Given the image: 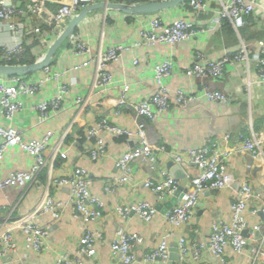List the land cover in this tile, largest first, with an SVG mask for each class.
<instances>
[{
	"label": "built area",
	"instance_id": "1",
	"mask_svg": "<svg viewBox=\"0 0 264 264\" xmlns=\"http://www.w3.org/2000/svg\"><path fill=\"white\" fill-rule=\"evenodd\" d=\"M110 2L111 0H104ZM124 1V0H122ZM146 0H125L134 3ZM221 7L210 19L209 27L215 28L230 21L239 32L246 25L247 16L251 15L260 5V0H218ZM97 0H57L58 6L53 14L48 13L47 0H0V24L9 35V40L0 43V64L21 65L30 49L26 44L27 34L37 41V50H31L30 54L39 56L43 49L49 48L55 42L57 28L67 26L81 7L95 4ZM194 11H205L209 8L208 0H189ZM48 28L49 32L45 31ZM204 28L194 25V21L185 17H177L171 21H165L162 16L150 18L139 29V39L131 45L125 43L112 44L100 47L93 52L91 44L78 35L70 38L69 44L74 53L86 55V58L73 66L78 69L95 63L93 80L86 96L77 94L75 102L79 108L71 120L69 126L61 132L59 138L53 142L55 131L46 130L41 136L26 137L24 131L14 125L18 113L24 107V97L35 95L42 86L51 80H59L56 92L43 97L33 104L39 114V122L49 120L58 114L63 106V99L72 89L71 86L60 81L62 73L44 67L45 73L41 75L37 70L30 73L2 74L0 73V114L5 123H0V162L4 159L10 148H19L33 156V162L29 169H13L6 176L0 174V189L20 186L30 188L39 181L41 174L47 171V182L41 198L30 209L15 212V206L8 208L6 214L0 215V259L11 257L17 251L16 234L24 236L26 246L43 251L47 247L50 238L49 226L40 222L41 215L52 212L55 220L61 217L66 207L74 218L82 223V234L76 239L77 249L72 253L68 250H60L55 256V264H84L86 259H94L98 254V246L104 239L102 219L104 216L103 202L101 198L91 190L92 180L87 168L74 165L70 170L55 173L57 162L60 158L67 157L64 145L70 130L82 111L90 103L93 94L104 92L110 88L115 80L109 69L112 62L119 61L122 53L129 48L138 46H150L153 44L175 45L190 37H194ZM30 32V34H29ZM253 55H250V51ZM254 59V61H253ZM42 60V59H40ZM39 61V60H35ZM253 61V63H252ZM138 59L134 60V64ZM239 66L246 64L248 77L245 83L247 89H251L256 83L264 85V38L245 41L241 38L236 50L229 49L224 56L218 59H205L201 51H195V58L189 67L185 69L188 76L199 81V90H187L176 88L171 94L168 80L177 71L175 61L171 56L164 57L154 66L153 80L155 89L149 96L140 99H130V82H123L121 90L116 98L114 114L128 113L133 117L135 129L131 130L101 117L95 123L86 126L78 138H84L88 144L87 150L90 159L100 161L109 155L107 140L102 135L103 131L116 136H135L137 143L122 152L116 159V165L120 174L113 178L112 182L105 184L106 191H113L115 183L131 184L132 191H136L137 183L131 176L132 163L138 159L153 161L157 151H163L165 146L155 144L150 136L149 126L151 121L159 118L172 102L182 106L193 100L205 97L209 101H229L232 97L229 92L217 88L214 81L224 76L226 64ZM256 78H251L252 69ZM231 133L227 132L222 139L207 138L199 146L191 147L180 152L172 153V160L184 168L190 184L182 190L181 197L176 204L164 211L167 222L165 232L157 243V246L144 253L142 259L138 258L137 250L144 244V237L138 231H128L120 226L115 236L111 239V256L116 264H149L158 260L168 261L172 253L170 237L174 234V228H187L195 210L203 204L200 194L209 188L220 189L230 186L234 177L227 169L228 160L234 152L244 150L254 157L264 154V133L256 132L253 128L250 134L240 133L236 138L237 145H228ZM194 165L196 173L188 174V166ZM142 187L150 189L156 195L158 203L169 200L176 194L182 185L181 179L174 178L169 170L161 169L160 178L147 176L140 180ZM130 186V187H131ZM66 187L69 189L67 199L56 198L52 195V189ZM254 192L249 182L243 180L236 193V197L230 204V217L228 221L221 218L213 220L207 240L193 241L185 233L178 238V258L173 261L176 264H200L204 259L205 251L210 250L214 258L221 264H228L227 248L230 246L236 252L248 254L251 257L249 264H264V220L261 224H254L252 231L257 232L255 242H250L243 233L248 223L243 216L247 204L254 197ZM135 198V197H134ZM129 199L119 203L113 209L114 214L122 218H128L136 213L143 222H150L159 212L157 204L143 198ZM169 198V199H168ZM0 205V211L5 209ZM264 212V207L262 208ZM256 212L257 209H254ZM92 226H96L93 228ZM247 252V251H246Z\"/></svg>",
	"mask_w": 264,
	"mask_h": 264
},
{
	"label": "crops",
	"instance_id": "2",
	"mask_svg": "<svg viewBox=\"0 0 264 264\" xmlns=\"http://www.w3.org/2000/svg\"><path fill=\"white\" fill-rule=\"evenodd\" d=\"M101 1L104 0H97L96 3ZM46 4L48 13L53 14L58 6L57 0H47ZM208 4L207 10L194 11L189 0H186L172 8L151 14H129L113 8H95L79 21L74 32L67 36L57 48L55 53L59 54L58 58L53 57L51 64L47 65L51 70L61 72L60 81L68 83L72 89L64 97L61 111L49 120L39 122V114L33 107V104L43 97L56 92L59 80L48 81L35 95L24 97L25 107L16 116L13 121L14 125L20 127L26 137H38L46 130L53 129L55 131L53 142H55L61 132L69 126L79 108V104L75 102V96L77 94L87 95L95 71L94 61L88 66L73 68L75 64L81 63L86 55L73 52L69 44L71 36L78 35L80 39L88 41L93 52H96L100 47L104 48L112 44L131 45L132 42L139 39V29L155 16H162L165 21H171L181 16L194 21L195 26L204 28V31H200L194 37L177 42L173 46L159 43L125 50L119 61L109 65L114 76V84L104 92L93 94L90 97V103L72 126L64 145L67 157L58 160L55 173L70 170L74 165L87 168L92 180L91 190L101 198L104 212L102 219L104 239L98 246V254L95 258L86 259L84 264H116L111 256L110 243L120 226H124L128 231H138L144 237V244L137 250L139 259L143 258L145 252L157 246L161 234L167 228L163 211L159 210L150 222H143L136 213H132L124 219L114 214L113 209L119 203L134 197V199L143 198L151 203H158L154 192L142 187L140 180L147 176L160 178L161 169L169 170L168 163L172 160V153L199 146L207 138L222 139L227 132L231 133L227 144L233 146L238 144L236 138L240 133L248 135L252 128L256 132L264 133V85L256 83L250 90L247 89L242 84L248 77L246 64L236 66L228 63L224 76L214 81V85L231 94L232 98L229 101H209L205 97H200L184 106L172 102L169 109L159 118L151 121L149 126L151 138L155 144L165 146L166 149L157 151L153 161L138 159L132 163L131 176L133 182L137 183L136 191H132L131 184L115 183L113 191H106L104 188L105 184L112 182L113 178L120 174L116 159L122 152L137 143L135 136H116L103 131L102 135L107 140L109 155L100 161L90 159L86 140L82 137L78 138L86 126L95 123L101 117H107L131 130L135 129L134 119L128 111L123 114L113 113L121 85L125 81L130 82V99L136 100L151 95L155 89L154 66L164 57L171 56L177 66V71L168 80L171 94L176 88L198 91L199 81L185 73V69L194 61L196 50L201 51L205 59H218L224 56L227 50H236L241 38L245 41L264 38V0H260V5L255 12L247 16L246 25L241 27L239 32L228 20L215 28H210V19L221 7V4L218 0H208ZM70 20L67 21V25ZM66 27L54 30L56 33L54 43L57 42ZM48 30L45 28V31L49 32ZM26 37V44L30 52L37 50V41L32 40L31 35L27 34ZM7 40H9V35L0 24V43ZM51 47L43 49L39 56L34 57V60L28 63L45 58ZM253 54L251 50L250 55ZM135 59H138L136 64H134ZM251 69L250 76L255 79L253 65H251ZM44 70L43 67L37 72L43 75ZM5 122L0 114V123ZM32 162V154L19 148H10L0 162V174L6 176L13 169H29ZM188 167V174L196 173L194 165ZM227 169L233 174V183L220 189H205L200 194L203 204L195 210L189 226L174 228V234L170 237L172 252L179 253L177 242L181 234L185 233L193 241L199 239L205 241L209 237L214 219L229 220L231 201L236 197L243 180L249 182L255 194L243 211V216L248 223V227L243 233L250 242H255L258 233L252 231V226L261 224L264 220L262 209L264 207V154L254 157L248 151L238 150L229 158ZM46 182L47 171L45 170L39 181L28 189L20 186L0 189V205L6 207L0 211V215L6 214L7 209L16 204V213L32 208L41 198ZM181 183L187 187L190 184V179L182 178ZM52 195L56 198L67 199L69 189L66 187L52 189ZM254 209L257 211L255 212ZM40 222L49 226L50 238L47 247L41 252L36 251L26 246L24 236L18 233L16 234V253L11 257L0 259V264H55V256L60 250L76 252V239L82 234V223L72 216L68 206L59 219L55 220L52 212H45L41 215ZM226 251L229 259L228 264H249L251 261L247 248L245 253L236 252L230 246ZM204 254V259L200 264H221L214 258L210 250H206ZM149 264H166V261L158 260Z\"/></svg>",
	"mask_w": 264,
	"mask_h": 264
},
{
	"label": "water",
	"instance_id": "3",
	"mask_svg": "<svg viewBox=\"0 0 264 264\" xmlns=\"http://www.w3.org/2000/svg\"><path fill=\"white\" fill-rule=\"evenodd\" d=\"M185 1L186 0H146V1H137L134 3L124 2L122 0L114 1V2L101 1L95 4L88 5L86 7H81L76 12V14L71 18L67 27L58 38L57 42L54 43L52 47L49 49L45 58L29 64H21V65L0 64V73L7 75L30 73L32 71L38 70L40 68H43L51 64L53 57L58 58L59 54L55 53V51L61 45L63 40H65L67 36L71 35L74 32L79 21H81L82 18H84L90 11L94 10L95 8H100V7H102L103 9L113 8L129 14H151L162 10H166L168 8H172L174 6L182 4ZM168 167L170 174L176 179L185 178L187 175L184 168H182V166L179 165L178 163H175L173 160L169 161ZM184 189L185 187L181 185L179 190L176 192V194L172 196L169 200L165 201L164 203L157 204L158 209L164 212L168 208L176 204L179 198L181 197L182 190ZM215 189L216 188H212V190ZM177 258H178V253H176L175 251L172 252L170 255V259L166 262V264H172L173 261L177 260Z\"/></svg>",
	"mask_w": 264,
	"mask_h": 264
},
{
	"label": "trees",
	"instance_id": "4",
	"mask_svg": "<svg viewBox=\"0 0 264 264\" xmlns=\"http://www.w3.org/2000/svg\"><path fill=\"white\" fill-rule=\"evenodd\" d=\"M34 60V56L31 57L30 52L26 54L25 59L22 61V63H28ZM176 264V263H173Z\"/></svg>",
	"mask_w": 264,
	"mask_h": 264
}]
</instances>
